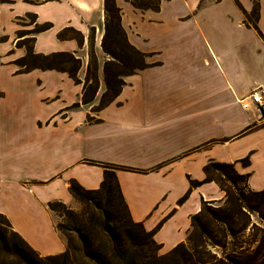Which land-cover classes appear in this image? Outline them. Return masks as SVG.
Here are the masks:
<instances>
[{
    "label": "crops",
    "instance_id": "0c3cea01",
    "mask_svg": "<svg viewBox=\"0 0 264 264\" xmlns=\"http://www.w3.org/2000/svg\"><path fill=\"white\" fill-rule=\"evenodd\" d=\"M238 1L251 10L250 0ZM227 2L198 8L199 0H161L158 12H140L116 0L129 44L153 54L150 63L160 65L123 78L118 96L99 111L92 109L103 94L100 69L94 99L82 104L81 93L90 29L96 49L100 44L102 0L0 4V214L40 256L66 248L48 204L74 208L69 182L95 190L103 166L116 168L132 221L146 232L160 224L153 240L161 254L186 241L190 218L202 203L223 198L208 182L178 204L189 180L204 179L208 162L235 163L238 174H249L251 191L264 189V102L262 107L249 102L247 110L239 104L258 87L264 100V41L242 24L234 2ZM27 14L51 25L35 35V54H81L80 84L54 70L17 73L13 62L25 50L15 47L21 31L16 21ZM257 27L264 37V0ZM64 28L80 33L82 45L58 40ZM245 157L249 165L242 167L238 161Z\"/></svg>",
    "mask_w": 264,
    "mask_h": 264
},
{
    "label": "trees",
    "instance_id": "16d2710c",
    "mask_svg": "<svg viewBox=\"0 0 264 264\" xmlns=\"http://www.w3.org/2000/svg\"><path fill=\"white\" fill-rule=\"evenodd\" d=\"M122 1L141 12H158L161 4V0ZM232 1L242 14V24L253 29L264 41L257 27L259 0H250L252 8L249 12L238 0ZM5 2L7 0H0V4ZM202 6L199 3L198 8ZM102 13L101 49L110 60L103 63L105 90L93 111L101 110L118 96L124 84L123 78L160 65L158 62L146 63L153 54L143 53L129 44L121 26V9L116 0H102ZM26 17L31 18L33 29L17 33L15 47L25 50L24 56L13 62L18 67L17 73L35 69L54 70L66 73L75 84H80L77 78L81 66L79 58L71 53L42 55L33 52L35 35L47 31L51 25L35 23V16L31 14ZM93 31L90 29L91 41ZM57 39H73L78 46L83 42L80 33L72 28L61 30ZM97 90L96 59L90 56L82 83L81 103H90ZM238 162L242 167L249 165L248 157ZM103 168L102 181L95 190H86L75 181L69 182L68 191L81 207L79 213L59 202L48 204V209L60 219L55 229L66 242V248L60 254L40 256L0 214V264H264V228L249 219V214L255 213L264 225V189L251 191L247 186L249 174H238L235 163L210 161L203 167L202 181L189 180V189L178 204L184 202L191 189L214 182L224 194V206L210 207L208 202L202 203L198 213L190 218V231L185 243L176 245L163 255L159 254L161 246L153 240L160 224L146 232L140 223L133 222L114 174L116 168ZM239 183L242 188L238 187Z\"/></svg>",
    "mask_w": 264,
    "mask_h": 264
},
{
    "label": "rangeland",
    "instance_id": "374dc122",
    "mask_svg": "<svg viewBox=\"0 0 264 264\" xmlns=\"http://www.w3.org/2000/svg\"><path fill=\"white\" fill-rule=\"evenodd\" d=\"M216 0H199V3H201L202 5H206V4H209V3H212V2H215ZM221 1V0H220ZM228 2L227 3H229V0H227ZM135 10V9H134ZM138 11V10H137ZM141 12V11H140ZM1 15H2V26L3 27H5L6 29V31L8 30L7 29V24H6V20H5V18H6V13L3 11L2 13H1ZM16 23L19 25L18 26V28L21 30V31H31L32 29H33V25L31 24V18H28V17H23L22 19H20V20H18V21H16ZM95 35H96V32L95 31H93V34H92V36H93V38H92V41H91V36H90V32H89V35H88V39H87V47H86V53H87V62L89 61V57L90 56H94L95 57V59H96V64H97V78H98V70L100 69V73H102V67H103V63L105 62V61H107V60H110V58L106 55V54H104L103 53V51H102V49H101V39H102V35H103V28L99 31V35H101V38H100V44H99V47L96 49V47H95V43H96V41H95ZM2 40V38H0V41ZM144 53V52H143ZM79 57V59H80V62H81V54H80V56H78ZM146 63H150V58H148V59H146ZM98 65H100L99 67H98ZM81 67V66H80ZM86 72V71H85ZM85 75V74H84ZM79 76L77 75V78H78ZM79 79V78H78ZM83 80H84V77H83ZM82 80V81H83ZM81 81V80H80ZM102 83H103V85H102V88H101V92L103 91L104 92V90H105V86H104V81H103V73H102ZM98 88H99V82H98ZM98 91V90H97ZM102 92V93H103ZM102 95V94H101ZM101 97V96H100ZM224 183V185H226V186H229V184L227 183V182H223ZM238 187L239 188H242V184L241 183H239L238 184ZM224 201H225V197H224V194H223V198L221 199V200H219V201H216V202H208V205L210 206V207H222V206H224ZM69 208V207H68ZM69 209H71L72 211H74L75 213H79L80 212V210H81V207H80V205L78 204V203H76V206L74 207V208H69ZM249 219H250V221L253 223V224H255V225H257L258 227H260V228H264V225H263V223L259 220V218H258V216L255 214V213H250L249 214ZM60 221V219L58 218V222ZM57 222V223H58ZM56 223V224H57ZM11 225V224H10ZM12 227V226H11ZM14 231V230H13ZM19 235V234H18ZM20 236V235H19ZM21 237V236H20ZM22 238V237H21ZM185 243V242H184ZM168 253V252H167ZM159 254H161L160 252H159ZM161 255H163V254H161ZM42 257H44V256H42Z\"/></svg>",
    "mask_w": 264,
    "mask_h": 264
},
{
    "label": "built area",
    "instance_id": "2783aa9c",
    "mask_svg": "<svg viewBox=\"0 0 264 264\" xmlns=\"http://www.w3.org/2000/svg\"><path fill=\"white\" fill-rule=\"evenodd\" d=\"M262 94L263 91L261 88L254 89L246 98L239 101L241 108L247 110L249 108V102L256 104L258 107H262L264 102Z\"/></svg>",
    "mask_w": 264,
    "mask_h": 264
}]
</instances>
